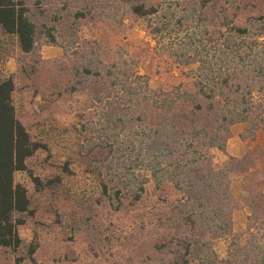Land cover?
<instances>
[{"label": "trees", "instance_id": "16d2710c", "mask_svg": "<svg viewBox=\"0 0 264 264\" xmlns=\"http://www.w3.org/2000/svg\"><path fill=\"white\" fill-rule=\"evenodd\" d=\"M114 1H100L107 2L100 8L101 20L116 18L119 6ZM154 1L119 3L146 24L156 48L189 69L190 86L153 89L118 48L114 52L98 40L55 61L53 85H59L60 98L87 93L92 101L95 134L78 145L94 152L90 160L99 164L97 175L105 169L114 185L111 189L100 180L103 197L81 207L77 218L61 212L58 224L69 229L72 241L83 235L95 264H264V193L253 194V186H242V201L250 209L245 230L233 232L231 179L247 174L253 156L228 157L215 169L209 153L225 151L236 124L246 125L242 140L264 131V14L241 26L226 9L218 16L217 1L191 0L180 15L169 14ZM86 16L77 13L74 19ZM32 18L24 0H0V35L11 39L22 55L36 50L38 29ZM45 35L48 44L59 46L50 30ZM20 70L21 79L36 72L31 66ZM15 80L0 79V252L23 264L34 263L37 251L18 233L33 214V200L15 183V174L28 172L27 161L43 146L32 141L16 116ZM62 172L70 174L67 166ZM29 174L36 195L50 193L60 183L57 177ZM151 182L156 190L171 185L177 197L151 199ZM105 204L111 212L108 224L94 213ZM226 238L229 245L222 259L214 244ZM76 254L70 251L72 260Z\"/></svg>", "mask_w": 264, "mask_h": 264}, {"label": "rangeland", "instance_id": "374dc122", "mask_svg": "<svg viewBox=\"0 0 264 264\" xmlns=\"http://www.w3.org/2000/svg\"><path fill=\"white\" fill-rule=\"evenodd\" d=\"M24 1L32 11V19L38 29L36 50L33 54L22 55L11 39L0 35V79L15 76L12 102L16 116L32 141L43 146L27 161L28 172L44 179L57 177L60 183L53 184L50 193L36 195L30 174H15V183L23 186L33 200V214L25 218V224L18 233L25 244L36 245L37 251L34 263L23 264H95L97 261L86 252L83 235H78L72 241L71 232L58 224V217L62 212L77 218L81 207H87L95 199L103 197L100 180L111 189L114 185L108 182L111 177L105 169H101L100 176L97 175L95 166L99 164L90 160L94 152L88 154L79 146L84 142L83 137L90 138L95 134L92 132L94 125L91 124L94 116L92 101L87 93L70 96L66 100L60 98V92L56 89L59 85H53L57 76L55 61H64L66 57L73 56L75 47H91L98 40L114 52L118 48L127 61L133 63L136 71L148 78L153 89L167 90L179 83L190 86L187 76L189 69L176 63L162 47L156 48L146 24L129 15L125 10L127 4L119 3V0L113 2L115 7L119 6L113 20H101L100 8L107 4L100 3L102 0ZM215 1L216 8L220 9L218 16L226 9L236 24L241 26L252 24L259 12L264 14V0H212ZM153 3L161 4L169 14L180 15L192 1L156 0ZM111 12L108 13L112 15ZM77 13H86L87 16L75 20ZM47 30L55 35L59 46L48 44ZM71 45L73 48H68ZM26 66L36 68V72L21 79L20 67ZM86 122L88 126L85 130L80 126ZM245 130V124L234 125L230 129L225 151L212 149L209 152L215 169L222 168L228 157L241 159L248 154L253 156L247 174L234 176L230 183V191L236 202L233 212L235 234L245 230L250 215V209L242 201V186H253V194L264 193V131H258L252 139L242 140V136L246 135ZM64 166L68 167L69 175L62 172ZM147 194L155 201L177 197L167 183L156 190L151 182L147 186ZM96 207V218L108 224L111 215L108 204ZM261 220L257 221V227H260ZM254 230L256 234L257 230ZM228 245L227 238L214 244L220 258L226 257ZM71 250L77 252L74 260L70 256ZM0 264H16L15 256L1 251Z\"/></svg>", "mask_w": 264, "mask_h": 264}]
</instances>
